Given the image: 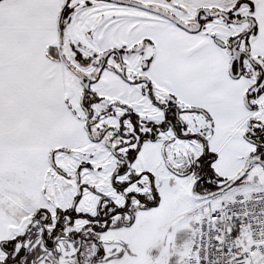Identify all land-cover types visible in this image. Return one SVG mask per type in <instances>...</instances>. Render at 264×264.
<instances>
[{"label":"snow or ice","instance_id":"snow-or-ice-1","mask_svg":"<svg viewBox=\"0 0 264 264\" xmlns=\"http://www.w3.org/2000/svg\"><path fill=\"white\" fill-rule=\"evenodd\" d=\"M0 264H264V0H0Z\"/></svg>","mask_w":264,"mask_h":264}]
</instances>
